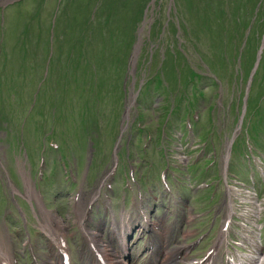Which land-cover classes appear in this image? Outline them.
Masks as SVG:
<instances>
[{
  "label": "rangeland",
  "instance_id": "374dc122",
  "mask_svg": "<svg viewBox=\"0 0 264 264\" xmlns=\"http://www.w3.org/2000/svg\"><path fill=\"white\" fill-rule=\"evenodd\" d=\"M229 3L232 10L238 7V11H232L233 15L227 12L223 13L224 9L231 11L224 8V4ZM56 4L57 0H23L22 3H18L19 7L6 9V23L5 26H2L4 27L2 31L5 33V50L4 53L3 51L0 52V77L1 81L6 82V87L10 88L9 80L14 79V75L19 76L22 65H25L22 62L24 56H28L26 58H29V67L31 68V77L29 75L27 79L28 95L34 87L33 83L36 80L34 76L37 73L41 75L44 71L46 67L44 61L46 53L44 50L49 46L50 25ZM93 13L95 18L91 20ZM9 28L14 32L8 31ZM223 29L225 30L223 31ZM83 32H85L83 38L75 41L74 38L77 35H82ZM263 33L264 0H63L59 7L57 24L54 26V32L52 33L54 54H52V62L47 67L50 71L46 78L47 86L51 94L59 99L69 95V91L64 87L65 79L62 75L61 62L64 66L67 58L66 52L72 48L79 55L74 62V67H79V73L76 74L78 78L88 76L87 73L82 74L81 71L83 66L87 67L83 59L85 52L94 53L93 57L96 59L103 58L104 62L97 60L98 66L101 68L104 66L109 70H113L115 60L112 59V56L115 55V52L117 57L122 55L124 61L121 71L125 72L127 69L126 76L124 75V78L118 81L103 79L104 88L106 89L104 95L105 98H111V101L108 98V102L111 103H121L124 98L126 101L129 100L140 81L147 78V74L153 72V69H159L162 60H164L161 68L162 78L168 80L169 90L175 86L178 87L179 78L183 79V75H186L188 71L187 65L197 70L203 67L209 69L205 62L212 63L218 69L216 73L221 75L223 102L217 101L216 85L210 84L209 79H203L202 84L206 86L202 96L204 110L202 111L201 122L195 126L194 137L190 136L193 142L189 148H186V153L194 156L201 147L204 145L209 146L211 143H214L219 152H222L225 151L226 141L235 129V113L232 110L227 111V103L232 93L237 94L233 77L240 66V56L238 55L241 49H244L243 46L246 43L247 48L245 47L242 54L245 55L246 61L248 60L252 64L254 51L260 44ZM88 35L92 40L89 43L87 41ZM139 41L141 47L133 65L131 58L135 45ZM179 47L183 49L186 57L182 58L177 50ZM143 57L145 61L142 64L141 58ZM42 61L45 63H42ZM173 62H177L178 69L180 65L182 73L178 69L174 71ZM115 65L117 64L115 63ZM97 69L99 77L103 78L102 69ZM242 71L246 77V66H242ZM132 72H134L133 76ZM26 74L29 73L26 71ZM108 75L112 76V74ZM243 88L244 82H242ZM69 90L73 93L74 100L80 97L73 86ZM254 90H259V87L255 86ZM161 93L167 95V98H164L165 100L161 99L163 101L157 99L161 96ZM173 94L174 92L169 93L168 90L161 87L153 94L145 96L144 104L146 108L143 107L145 121L152 132L161 122L159 112L162 110V105L164 103L170 104L175 97ZM40 101H43V98ZM84 103L85 100L79 101L80 105ZM20 105H22L21 102L16 106L17 111H21L22 106ZM208 106L213 107L211 113L207 109ZM259 115H264V111L259 112ZM209 117L212 118L211 121ZM28 122L29 119L27 118L26 124ZM178 124H181V122ZM210 126H212V134L206 136L207 132L204 129ZM258 128L260 131L259 136L264 139V121L258 124ZM249 134L251 140L259 144L256 135H252L251 131H249ZM35 138H37L36 134L34 138H25V148L29 157H32L36 151L32 143L33 139L36 143ZM36 147L38 148V145ZM92 147L91 139L85 138V152L88 159L85 160L84 171H86L90 162ZM183 147L185 148V145ZM13 152L12 149L9 153L7 152L5 159L0 156V162L6 160L9 166L14 168L16 160L18 162L21 159L17 157L10 159L8 156H14ZM242 153L244 154V144L243 141H238L234 146L231 170L240 173L246 180L248 171L244 169L245 167L241 164V169L238 171L236 169L240 165V154ZM204 164L201 163L200 167L203 168ZM195 170H193V173L197 174ZM205 170L206 168L203 172ZM208 178L199 173L187 184V193L189 195L191 193L196 194L199 198L200 203L197 206H200L203 198L198 189L199 185L208 181ZM256 181H258V178H256ZM64 202L60 204H64ZM60 210L65 221L64 232L74 242L76 233L71 226V221H69L68 208L60 206ZM167 213V209L158 208L156 211L158 219L162 222L161 226L167 243L169 247H172L176 244H173L172 241L174 231L168 228ZM101 229L104 231L103 222L101 223ZM20 245L23 246V241ZM115 247L117 250L121 249L116 245Z\"/></svg>",
  "mask_w": 264,
  "mask_h": 264
},
{
  "label": "bare ground",
  "instance_id": "6f19581e",
  "mask_svg": "<svg viewBox=\"0 0 264 264\" xmlns=\"http://www.w3.org/2000/svg\"><path fill=\"white\" fill-rule=\"evenodd\" d=\"M139 47H140V44H137V46L135 47L134 55L137 54V50H138ZM2 254H4V253H2ZM4 258H5V257H4Z\"/></svg>",
  "mask_w": 264,
  "mask_h": 264
}]
</instances>
